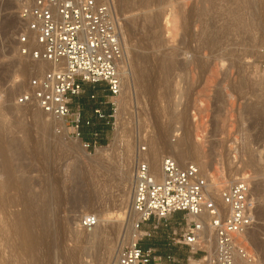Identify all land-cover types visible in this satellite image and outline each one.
<instances>
[{"label":"rangeland","instance_id":"1","mask_svg":"<svg viewBox=\"0 0 264 264\" xmlns=\"http://www.w3.org/2000/svg\"><path fill=\"white\" fill-rule=\"evenodd\" d=\"M113 2L122 24L127 57L123 71L128 74L121 73V93L112 98L117 106L108 142L86 148L69 125L64 129L59 120L42 117L37 106L18 103L29 79L50 64L19 53V36L26 27L19 16L20 4L0 0V131L4 135L0 147L5 152L2 156L0 149V183L8 167L23 184L15 189L0 184V264H55L74 248L81 250L80 262L94 263L122 223L116 253L129 226L120 220L118 205L124 198L130 203V176L137 154L144 152L148 158L151 140L165 130L169 142L179 136L196 142L205 152L206 173L216 178L225 174L224 188L236 177L248 176L255 223L247 242L258 264H264V0ZM99 148L113 154L98 164ZM169 152L165 148L162 157L171 156ZM127 159L126 196H121ZM176 160L199 168L195 153L185 162ZM233 168L242 173L229 174ZM213 197L221 203V196ZM27 201L33 202L35 247L25 246L22 232L11 227L13 214ZM102 205L111 213L101 227L106 234L94 242H78L76 222L81 214H96ZM186 226L182 212L167 219L153 218L142 224L139 244H153L149 246L157 254L188 264L189 247L175 243ZM214 243L213 251L215 236ZM197 260L190 264H198Z\"/></svg>","mask_w":264,"mask_h":264},{"label":"built area","instance_id":"2","mask_svg":"<svg viewBox=\"0 0 264 264\" xmlns=\"http://www.w3.org/2000/svg\"><path fill=\"white\" fill-rule=\"evenodd\" d=\"M19 16L26 27L19 36V53L37 62L50 64L29 79L18 103L37 106L56 119H64L75 135L80 117L72 124V97L82 94L84 85L106 84L110 96L121 93L119 63L126 59L122 24L113 0H16ZM123 65V64H122ZM116 102H112L113 112ZM99 117H104L96 110ZM90 124V121L87 122ZM97 136V133L94 134ZM161 176L152 171L148 160L137 163L132 176L133 211L137 228L153 218L167 219L175 212L186 217V228L175 243L189 247L187 263L199 255L198 264H258L246 233L255 223L251 182L247 175L236 177L221 192V203L209 189L206 177L192 163L182 165L174 157L162 159ZM190 216L193 218L189 219ZM98 224L94 214L84 215L80 226L90 229ZM216 239L213 253L203 249L206 230ZM172 256L157 254L152 246L143 247L139 239L123 246L116 264H178Z\"/></svg>","mask_w":264,"mask_h":264},{"label":"bare ground","instance_id":"3","mask_svg":"<svg viewBox=\"0 0 264 264\" xmlns=\"http://www.w3.org/2000/svg\"><path fill=\"white\" fill-rule=\"evenodd\" d=\"M156 21H159L157 18H156ZM155 20L153 23H157ZM127 58V57H126ZM127 60V59H125ZM128 62V61H127ZM43 63H47V62H43ZM126 61L124 62L121 61L119 63V68H120V74L124 72V74H128V72L126 71H123V69L126 67ZM49 64V63H47ZM123 64V65H122ZM141 66V65H140ZM144 66V65H143ZM146 66V65H145ZM143 69V68H141ZM141 71V70H140ZM140 73V72H139ZM137 74V73H136ZM142 74V73H141ZM146 76V74H145ZM127 77V76H126ZM143 77V76H142ZM141 78V77H140ZM144 78V77H143ZM148 79V78H147ZM139 80V79H138ZM147 81V80H146ZM148 82V81H147ZM145 84V83H144ZM145 87V86H144ZM40 112V115L43 117V116H48L49 114L45 113L43 110H38ZM50 116V115H49ZM53 118V117H52ZM56 119V118H55ZM56 120H59L60 122H62V124H64V129H67V125H66V122L64 119H56ZM43 123V122H42ZM46 123V122H45ZM47 124V123H46ZM162 130V129H161ZM162 132V131H161ZM164 132V131H163ZM168 132V131H167ZM166 130L164 133H160L158 136L154 137L151 141V147H150V151L148 150V152H150V154L148 155L149 157L147 158L145 156V153L144 152H141L139 151V153L137 154V158H136V161H135V166L137 165L138 162L142 161V160H148L149 161V164H150V167H151V171L159 178L161 176V170H162V159L164 158V156L162 157V154L161 152L165 150V148H169L170 152L171 153V156L175 157L176 159L178 160H181V161H184L185 160H188L191 156L192 153H195V156H196V159L199 161V168H200V171H201V174L207 178L208 180V183H209V189L210 191L213 193V195H219L221 196V192L224 188V184L227 182V179L225 177V174L224 173H221L220 176L218 178L214 177L213 174H210V173H206L207 171V165L208 163L203 160L204 156H205V152H203L202 150H200V147L198 145H196L194 142H192L190 139H183L182 136H179V137H176L174 138L171 142H169L168 139H166ZM120 135V133H119ZM175 135L178 136V133H176ZM185 137V136H184ZM4 142V135L2 133V131H0V145H2V143ZM150 145V144H149ZM195 145V146H194ZM84 146V145H83ZM1 149V154L2 156L5 154L4 150L2 147H0ZM101 149V148H99ZM110 149H101L99 151H97L96 153V158L97 160H99L98 163L100 162V160L104 161L106 160L105 158H108L109 156L111 157L113 153H111L109 151ZM110 153H109V152ZM4 153V154H3ZM169 155V154H167ZM166 155V156H167ZM130 156V155H129ZM146 157V158H145ZM129 158V157H128ZM132 158V157H131ZM130 160V159H129ZM196 160V161H197ZM96 161V160H95ZM131 161V160H130ZM95 163V162H94ZM102 163V162H101ZM189 163H192V162H186L185 164H189ZM103 164V163H102ZM96 165V164H95ZM99 166V165H98ZM126 169H124L125 171H122V174L121 177H122V182H121V189L120 190V193L122 194L121 196H126V193L124 192L125 191V187H126V182L128 180V173H129V161L128 159L126 160ZM134 166V168H135ZM134 168H133V171H134ZM222 168V167H221ZM5 170V179L3 181L2 179V182L0 183L2 185V188L3 186H9L14 188L15 186H17L18 184H22V180L18 177L17 175V172L16 171H12L10 170L8 167L4 168ZM221 170V169H220ZM233 171L237 172L238 174L242 173L240 169H237V170H234L233 169H230L229 170V174H231ZM244 175V174H243ZM132 176H133V173H132ZM132 176L131 179H130V185H131V199H130V203L129 205L126 204V199H122L121 202H119V205H118V212H119V217H120V220H126L129 222V226H128V231H126L125 235L123 236V240H122V243H119V248L117 250V252L115 253V249H116V243H118L117 241L120 240L122 238L121 236V231H122V226L121 224L117 225L116 228L117 230L115 231L114 233V237L111 239L110 242H108V246H107V249H106V252L103 253V256L100 257V260H96V262L94 263H90V264H116V261H117V255H118V252L119 250L122 248V246L125 244L127 245L128 244H132L134 243L136 240H138L143 234H144V231L141 230V229H138L137 228V221L139 219L138 217V214L135 213L133 211V207H132V198H133V188H132ZM23 185V184H22ZM129 185V186H130ZM5 189V188H4ZM15 189V188H14ZM17 190V189H16ZM18 191V190H17ZM120 196V197H121ZM122 198V197H121ZM57 199V197H56ZM80 199V198H79ZM21 200V198H19V200L17 199L16 202H14V204H18L19 201ZM220 200H221V197H220ZM58 201V200H57ZM95 203H98V201H95ZM94 202H92L91 204H94L96 205ZM32 201H27L24 206L21 208L20 212L16 213V214H13V220H12V226L13 229L17 232H22L23 236H22V241L24 242V245L25 246H29V247H35L38 246L36 243L38 241L37 237L35 236L36 233H34V224H35V219H34V215L31 213V206L32 205ZM78 203H80V201H78ZM106 204V203H105ZM104 204V205H105ZM99 205V204H98ZM104 205H102L101 207L103 209H100L99 211L97 210L96 214V217L98 218V224L96 226H94L93 228H90V229H87V228H84V227H80L78 229V226H80V219L84 216V215H87V214H92V213H85V214H81L80 218H79V222H76V226H77V231L75 233V238L77 239L78 242H81V241H88V242H94L95 239L98 238V236L102 235L101 237H103V235L106 234V230L105 228L101 229V227H105L106 223L111 219L110 215L111 213H108V210H110V208H105L104 209ZM92 206V205H91ZM107 206V205H106ZM93 207V206H92ZM100 206H97V208H99ZM108 207H110L108 205ZM95 208V206H94ZM116 210V209H115ZM15 211V210H14ZM18 211V210H16ZM104 211H106L104 213ZM13 213V212H12ZM105 216V217H104ZM2 218V217H1ZM193 218V216H190L189 219ZM7 219V218H6ZM42 221V220H41ZM3 222V221H2ZM10 225V224H9ZM37 226V225H36ZM51 226V225H50ZM8 227V225H7ZM107 227V226H106ZM43 228V227H42ZM12 229V230H13ZM109 230V229H107ZM141 230V231H140ZM9 231V230H8ZM98 231V232H97ZM114 231V230H113ZM6 232H7V229H6ZM41 232V231H40ZM45 232V231H44ZM2 233V232H1ZM0 233V234H1ZM100 233V234H98ZM248 233V232H247ZM247 233H246V237H247ZM6 234V233H5ZM8 234V232H7ZM20 234V233H19ZM18 234V235H19ZM9 236V235H8ZM15 236V235H14ZM20 237V236H19ZM112 237V236H111ZM110 237V238H111ZM40 238V237H39ZM100 238V237H99ZM57 239V237H56ZM41 240V239H40ZM110 240V239H109ZM40 243V242H39ZM38 243V244H39ZM50 243V242H49ZM52 243V242H51ZM206 243V244H205ZM205 243H204V247L206 246L210 251V253H213V248L215 246V243H214V236L212 235V233L210 232V230H206V235H205ZM54 244V243H53ZM60 244V243H59ZM49 245V244H48ZM124 245V246H125ZM51 246V244H50ZM51 248V247H50ZM49 248V252H51ZM54 248V247H53ZM64 248V247H63ZM62 248V249H63ZM34 249V248H33ZM76 249V250H75ZM66 250V249H65ZM54 251V250H53ZM42 252V251H41ZM62 252V251H61ZM69 252V251H68ZM8 253V252H7ZM46 253V252H45ZM78 250L77 248H74L73 251H71L69 254L66 253L65 255L68 254L67 257L64 258V256L62 257L61 260H57L55 264H59V263H62V264H83V262H80L79 259L77 258V255H78ZM80 253H81V250H80ZM79 253V254H80ZM101 253V252H100ZM50 254V253H49ZM58 254V253H57ZM27 255V254H26ZM29 255V254H28ZM51 255V254H50ZM49 255V256H50ZM61 255V253H60ZM29 258V257H28ZM27 258V259H28ZM54 258V257H53ZM57 258H59V256H57ZM82 258V257H81ZM48 259V258H47ZM55 259V258H54ZM56 260V259H55ZM31 261V260H30ZM29 261V262H30ZM111 261V262H110ZM28 262V263H29ZM45 262V261H44ZM93 262V261H92ZM41 264V262L39 263ZM48 264V263H47ZM85 264V263H84Z\"/></svg>","mask_w":264,"mask_h":264},{"label":"crops","instance_id":"4","mask_svg":"<svg viewBox=\"0 0 264 264\" xmlns=\"http://www.w3.org/2000/svg\"><path fill=\"white\" fill-rule=\"evenodd\" d=\"M98 84H100V91L93 90L92 94L90 95V99L92 100L93 104V107L91 109L83 108V105L81 103V96L86 92V84L84 85V91L82 92V94L72 97V102L70 105L71 115L68 119V123L72 124V121L77 116L80 117L79 132L81 133V138L84 142H88L91 145H96L100 142V140H103L107 143L112 128V97L110 96V92L106 84ZM98 84L90 86L94 89L96 86H98ZM102 88L103 92L101 93ZM96 110H100L103 113L104 117H99ZM88 121H90V124H87ZM97 123H102V126L105 127V129L97 128ZM95 133H97V136L94 135ZM149 245L153 244H146L144 245V247H147Z\"/></svg>","mask_w":264,"mask_h":264},{"label":"trees","instance_id":"5","mask_svg":"<svg viewBox=\"0 0 264 264\" xmlns=\"http://www.w3.org/2000/svg\"><path fill=\"white\" fill-rule=\"evenodd\" d=\"M99 85L100 84H98V86H96L94 89L91 86L85 85L86 92L81 96V103L83 105V108L91 109L93 107L92 100L90 99V95L92 94L93 90L100 91ZM96 127L105 129V127L102 126V123H97ZM99 144L104 145L106 144V142L103 140H100Z\"/></svg>","mask_w":264,"mask_h":264}]
</instances>
